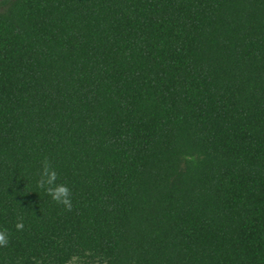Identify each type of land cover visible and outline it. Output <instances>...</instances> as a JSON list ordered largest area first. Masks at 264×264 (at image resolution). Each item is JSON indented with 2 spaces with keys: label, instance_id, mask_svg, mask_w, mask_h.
<instances>
[{
  "label": "trees",
  "instance_id": "obj_1",
  "mask_svg": "<svg viewBox=\"0 0 264 264\" xmlns=\"http://www.w3.org/2000/svg\"><path fill=\"white\" fill-rule=\"evenodd\" d=\"M0 264H264V0H0Z\"/></svg>",
  "mask_w": 264,
  "mask_h": 264
}]
</instances>
